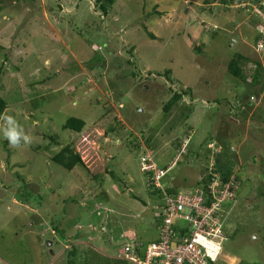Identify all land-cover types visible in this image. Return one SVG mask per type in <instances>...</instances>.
Wrapping results in <instances>:
<instances>
[{"label":"rangeland","instance_id":"obj_1","mask_svg":"<svg viewBox=\"0 0 264 264\" xmlns=\"http://www.w3.org/2000/svg\"><path fill=\"white\" fill-rule=\"evenodd\" d=\"M246 1L256 6L116 0L103 15L94 0H0V94L31 138L16 149L0 135V264H66L70 244L77 260L122 255L131 239L144 248L160 216L141 153L159 167L175 160L160 184L186 191L216 163L207 144L241 177L217 262L264 264V11ZM235 51L260 62L253 85V62L246 83L229 72ZM72 116L81 131L62 128ZM66 144L84 167L51 161Z\"/></svg>","mask_w":264,"mask_h":264},{"label":"built area","instance_id":"obj_2","mask_svg":"<svg viewBox=\"0 0 264 264\" xmlns=\"http://www.w3.org/2000/svg\"><path fill=\"white\" fill-rule=\"evenodd\" d=\"M259 5L264 9V2ZM263 46V41L258 43L259 48ZM208 147L218 151L212 144ZM212 166L213 163L208 167L207 190L201 184L186 191L168 192L161 186L160 179L170 167H157L150 154L141 156L140 168L152 173L154 184L161 190L160 199L156 201L160 216L159 235L141 247L140 252L135 250L134 244L125 243L124 253L116 256L135 264L216 263L222 253V241L226 238L223 232L225 204L235 201L237 184L222 182ZM124 254L129 257H121Z\"/></svg>","mask_w":264,"mask_h":264},{"label":"trees","instance_id":"obj_3","mask_svg":"<svg viewBox=\"0 0 264 264\" xmlns=\"http://www.w3.org/2000/svg\"><path fill=\"white\" fill-rule=\"evenodd\" d=\"M116 0H94V3L97 5L96 7L98 8V10L103 14V15H109L111 14V12L109 11L110 8L112 9V5ZM207 1V0H205ZM220 3L226 4L228 3L227 0H219ZM157 6H153V9L150 12H145L144 17H148L151 16L152 11L155 12L154 14H158V11L156 10ZM5 8V5H0V11L3 10ZM146 34L150 37V38H154V34L151 33L150 31H147L146 28H144ZM218 30L213 31V34L216 33ZM260 40L264 41V35H261ZM259 40V41H260ZM247 62H253L255 65V68H253L252 73L250 76L251 80L256 81L259 76H260V71H261V64L260 62H258L255 59H250L249 57H246L245 55H243L240 52L235 51L234 53H232L231 58L228 60V64H227V68L229 70V72L236 78H238L240 81L245 82L247 80V77L243 74L242 68ZM170 73L169 69H166L164 71L165 76H167L168 79V74ZM137 73L135 72L134 75H136ZM253 85V82H250ZM250 85V84H249ZM184 93V92H183ZM182 97V92L181 93H177L174 92L172 94V96L168 99V101H166V103L164 104L163 110L166 112L168 111L171 106H173L179 99H181ZM7 108V101L3 98V96H1L0 94V116H5V110ZM1 123V121H0ZM85 122L83 119L81 118H77V117H68L62 128L66 129V130H71V131H76L79 132L81 131L82 127L84 126ZM53 142H55L56 140L52 139ZM4 144H8V141L3 139L2 140V145ZM5 150H7L6 145L4 146ZM216 157L215 160V165L213 167V171L217 172L219 174V178L221 179L222 182H229L232 181L234 183H236L237 185H240L241 182V177L237 174V172H235L234 170H232V167H230V164L227 166L224 162H222V160H220L218 153L214 154ZM223 156V154H222ZM224 158V157H223ZM223 160H227L226 158H224ZM51 161L55 162L56 164L62 166L63 168L69 170V171H74L76 166H81L84 167V163L79 155V153L75 152L70 144H66L65 146H63L58 152H56L54 155L51 156ZM165 168V166H162V168ZM146 176V184H147V192L150 194L149 196H156L153 199V202L156 203V201H159L160 199V194H161V190L160 188H158L153 180H152V173L148 172V171H144L143 172ZM115 179H119L116 178L117 176H115L114 173L111 174ZM162 179V178H161ZM160 179V180H161ZM210 179V175L208 173H201V176L197 179L196 181V185H201L203 186V188L205 190L206 189V184L208 182V180ZM166 191L168 192H174L177 191V189L175 188H165ZM68 200H74L73 197L71 198H67ZM67 202V201H66ZM65 202V203H66ZM229 202H227L225 204V209H227V207L229 206ZM55 230H58L57 227L54 228ZM130 242L132 244H134L135 250L137 252L141 251V245L137 244L135 242L134 239H132L131 241H127ZM122 246L125 245V242L123 244H121ZM121 245L119 247H121ZM117 249V248H115ZM77 245L74 244H70L65 250L64 253H66V258H67V262L66 264H127L129 261L123 258H119L117 257L116 253L117 251H114V254H111L112 256H101V254H98L96 252L92 253V257H90L89 259L84 258V259H80L78 258L77 260ZM85 253H88L87 251ZM213 264H219L218 262L213 263Z\"/></svg>","mask_w":264,"mask_h":264},{"label":"clouds","instance_id":"obj_4","mask_svg":"<svg viewBox=\"0 0 264 264\" xmlns=\"http://www.w3.org/2000/svg\"><path fill=\"white\" fill-rule=\"evenodd\" d=\"M261 2H264V0H256V2H255L256 6L254 4L250 6L249 5V1L242 2L239 5L242 8H244V10H246L248 12H249V9H250L249 6L252 7V8H255V13L258 15L261 11H264V9L261 8L260 5H259ZM243 3L245 4L244 6H242ZM205 23H207V22H205ZM205 28L207 30H210V31H216L218 29V25L215 24V23H213L212 25H205ZM233 39L234 38L231 39V44H232V40ZM262 41L263 40H260L259 42H262ZM258 43H257V47H258ZM263 43H264V41H263ZM256 51L259 52V50L257 48H256ZM254 68H255V65H254ZM248 78H249V82H251V78L250 77H248ZM0 121H2V123H0V135H2V137L5 140L8 141L9 147L18 149V148L21 147L22 144L23 145H28V144L31 143L30 136H28L24 132L23 128L18 124V122L12 116H9V115L0 116ZM207 149H210L212 151V149L208 147V144H207ZM220 151H221V149L218 148V151H216V152L212 151V152H213V154H215V153H219ZM144 154H146V152H142L141 155H140V157L138 158L139 159L138 160V162H139V168H140V158ZM179 154L180 153H178L175 158H177ZM151 157L152 156H150V159H151ZM151 161L153 162L152 159H151ZM174 164H175V160L171 161L169 164H167L166 166L164 165V166L167 169L168 167L171 168ZM157 167H159V166H157ZM213 167H214V162H213L212 168ZM159 168H162V166L159 167ZM165 168L163 167L162 169H165ZM140 170H141L142 173L144 172L141 168H140ZM165 174L161 178H163L165 176ZM236 187H239V186H236ZM236 195H237V191H236Z\"/></svg>","mask_w":264,"mask_h":264}]
</instances>
